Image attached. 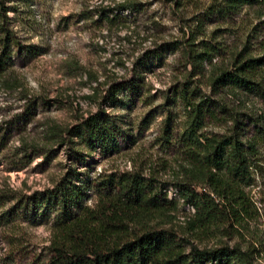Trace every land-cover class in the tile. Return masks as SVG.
Masks as SVG:
<instances>
[{"label":"trees","instance_id":"1","mask_svg":"<svg viewBox=\"0 0 264 264\" xmlns=\"http://www.w3.org/2000/svg\"><path fill=\"white\" fill-rule=\"evenodd\" d=\"M256 1L259 0H224L222 5L212 6L208 16L225 19L236 16ZM120 6L135 9L137 3ZM10 9L11 5L0 0V84L16 88L18 82L10 76L12 68L37 49L21 40L11 24ZM204 25L205 20L198 19L196 29L182 42L193 72L177 91L186 120L180 134V172L170 184L180 199L194 209L184 233L158 222L151 223L155 214L168 215L179 204L167 197L165 186L169 182L159 180L154 172L126 170L75 180L80 179L81 172L71 166L52 187L22 195L0 190V209L12 202L0 210L4 223L21 216L36 223L52 217L50 243L42 264H264L257 259L258 241L246 247L228 243L200 247L194 240L217 231L230 235L240 233L239 227L245 229L246 219L258 213L247 188L256 183L257 175L264 179V42L255 53L254 43L249 39L242 48L231 51L228 59L220 61L218 57L224 47L219 41L197 42ZM255 28L249 38H257ZM202 78L208 80L213 94L203 90ZM141 88L136 75L126 82L112 83L95 112L63 128L49 126L45 132L47 140L67 145L71 159L83 156L84 148L87 152L102 153L118 149L117 136L124 131L100 105L116 104L121 90L137 95ZM22 90L23 108L0 123V163L10 164L13 169L25 166L38 155L49 159L54 152L46 146L48 142L40 147L35 144L9 147L12 133L26 129L39 103L37 96H29L26 89ZM243 94L259 98L263 108L258 113L244 111ZM43 104L50 105V100L42 98ZM219 120L225 124L222 132L207 128L208 122ZM169 123L170 119L164 130L166 140L170 136ZM90 191L93 202L88 204Z\"/></svg>","mask_w":264,"mask_h":264},{"label":"rangeland","instance_id":"2","mask_svg":"<svg viewBox=\"0 0 264 264\" xmlns=\"http://www.w3.org/2000/svg\"><path fill=\"white\" fill-rule=\"evenodd\" d=\"M223 1L5 0L11 5L12 26L21 40L35 45L37 51L12 68L10 76L16 78V88L0 84V123L21 111V91L26 89L29 96L38 97L37 111L26 129L12 133L9 147L22 144L40 147L48 142L46 146L54 152L49 159L45 155L35 156L19 169L0 163V190L22 195L52 187L71 166L81 172L80 179L75 180L142 169L145 174L154 172L159 180L169 182L165 186L167 197L179 201L177 210L168 215L155 214L151 223L158 222L183 234L194 209L180 199L170 184L180 172V134L186 120L177 91L193 72L192 65L187 64L183 43L191 30L196 29L198 19L205 20V27L199 31L197 42L219 41L224 47L218 57L220 61L228 59L231 51L242 48L249 39L254 43L255 53L264 42V0L246 5L238 15L226 19L208 16L210 8L222 5ZM128 2H136V8L122 9L120 5ZM254 28L257 38H249ZM215 31L218 33L214 36ZM135 75L142 86L140 94L121 90L116 104L100 105L124 131L117 136L118 149L102 153L87 152L84 148L83 156L71 159L67 145L47 140L45 132L49 126L63 128L77 123L81 116L97 110L109 85L126 82ZM202 83L203 90L213 94L206 78H202ZM241 96L246 101L244 111L258 113L263 108L259 98ZM42 98L50 100V105H41ZM229 102L233 104L232 98ZM168 119L167 141L164 130ZM224 127L219 120L208 122L207 128L222 132ZM262 152L264 164V149ZM247 190L258 213L246 219L245 229L239 227L240 233L230 235L217 231L194 240L200 247L223 243L246 247L258 241L257 259L264 263V179L257 175L256 183ZM91 192L88 204L93 202ZM10 205L12 202L1 208ZM51 226L52 217L42 223L22 216L7 223L0 220V264H42Z\"/></svg>","mask_w":264,"mask_h":264}]
</instances>
